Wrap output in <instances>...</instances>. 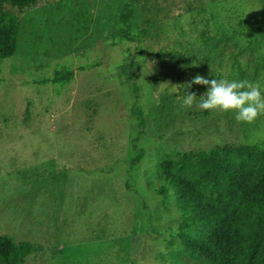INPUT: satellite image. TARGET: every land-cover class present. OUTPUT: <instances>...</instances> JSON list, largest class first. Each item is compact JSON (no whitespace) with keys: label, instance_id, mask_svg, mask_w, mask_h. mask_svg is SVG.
Masks as SVG:
<instances>
[{"label":"rangeland","instance_id":"1","mask_svg":"<svg viewBox=\"0 0 264 264\" xmlns=\"http://www.w3.org/2000/svg\"><path fill=\"white\" fill-rule=\"evenodd\" d=\"M239 24L260 50L225 52L250 73L264 55V0H38L21 15L17 52L0 63V236L24 264H167L180 217L160 163L264 140V116L182 106L185 92L198 103L207 91L186 88L196 75L239 80L226 60L192 58L201 33ZM162 51L182 61L149 57ZM67 70L70 81H49Z\"/></svg>","mask_w":264,"mask_h":264},{"label":"trees","instance_id":"2","mask_svg":"<svg viewBox=\"0 0 264 264\" xmlns=\"http://www.w3.org/2000/svg\"><path fill=\"white\" fill-rule=\"evenodd\" d=\"M37 2L0 0V63L17 52L21 15ZM132 15L128 4L122 14L126 29L121 30V37L126 39ZM141 33L146 36L148 31ZM248 34L250 38H246ZM238 37L245 38L247 45H237ZM199 44L201 47L192 54L194 60L210 64L226 60L239 80L256 81L264 76V55L258 57L252 72L246 73L236 54L225 52L229 45L237 55L260 50L258 37L250 34L248 24H239L230 36L201 33ZM149 57L182 61L178 54L166 51ZM72 78V71H58L49 81L56 84ZM158 169L160 189L165 198L174 199L180 217L169 242L167 264H264V140L167 157ZM24 262L25 255L17 244L8 236H0V264Z\"/></svg>","mask_w":264,"mask_h":264},{"label":"clouds","instance_id":"3","mask_svg":"<svg viewBox=\"0 0 264 264\" xmlns=\"http://www.w3.org/2000/svg\"><path fill=\"white\" fill-rule=\"evenodd\" d=\"M193 84L207 86V91L199 97L198 103L196 93L185 92L182 97L185 108L196 104L201 110L232 112L237 122L245 124H252L264 116V82L261 80L207 79L196 75L186 88L191 89Z\"/></svg>","mask_w":264,"mask_h":264}]
</instances>
